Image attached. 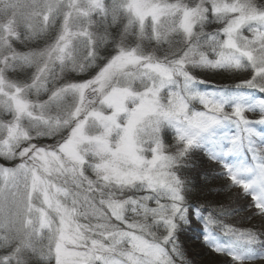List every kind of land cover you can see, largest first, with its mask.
Returning <instances> with one entry per match:
<instances>
[{
    "label": "snow or ice",
    "instance_id": "1",
    "mask_svg": "<svg viewBox=\"0 0 264 264\" xmlns=\"http://www.w3.org/2000/svg\"><path fill=\"white\" fill-rule=\"evenodd\" d=\"M193 237L264 264V0H0V264Z\"/></svg>",
    "mask_w": 264,
    "mask_h": 264
},
{
    "label": "trees",
    "instance_id": "2",
    "mask_svg": "<svg viewBox=\"0 0 264 264\" xmlns=\"http://www.w3.org/2000/svg\"><path fill=\"white\" fill-rule=\"evenodd\" d=\"M212 83H226V82H230L227 79H225L224 77H214L211 79ZM233 223H236L238 226H245V223L247 222L246 220H242L241 218L236 219L233 218L232 219ZM187 240V242L189 243L190 240H196V238H185V241ZM198 240V239H197ZM196 240V241H197ZM197 247L198 252H197V259H194L191 257L190 252H188L187 250V246H186V251H187V255L189 258H191L192 260L195 261V264H218L219 261V257L213 253H211L208 249H206L201 243L200 240L197 241V244L195 245Z\"/></svg>",
    "mask_w": 264,
    "mask_h": 264
},
{
    "label": "rangeland",
    "instance_id": "3",
    "mask_svg": "<svg viewBox=\"0 0 264 264\" xmlns=\"http://www.w3.org/2000/svg\"><path fill=\"white\" fill-rule=\"evenodd\" d=\"M242 215V214H241ZM236 219H239L240 217H235ZM248 225V221L245 223V226ZM197 240V239H196ZM196 240H190L189 244L187 243V240H186V246H187V250L188 252H190L191 254V257L194 258V259H197V252L199 249H197V247L195 246L197 244V241ZM189 255V254H188Z\"/></svg>",
    "mask_w": 264,
    "mask_h": 264
}]
</instances>
